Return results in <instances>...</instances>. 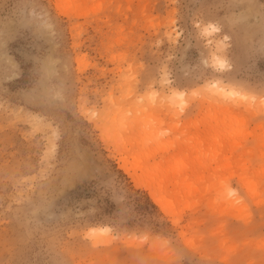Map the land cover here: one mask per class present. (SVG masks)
<instances>
[{"label":"rangeland","instance_id":"374dc122","mask_svg":"<svg viewBox=\"0 0 264 264\" xmlns=\"http://www.w3.org/2000/svg\"><path fill=\"white\" fill-rule=\"evenodd\" d=\"M0 264H264V0H0Z\"/></svg>","mask_w":264,"mask_h":264},{"label":"bare ground","instance_id":"6f19581e","mask_svg":"<svg viewBox=\"0 0 264 264\" xmlns=\"http://www.w3.org/2000/svg\"><path fill=\"white\" fill-rule=\"evenodd\" d=\"M214 56V55H213ZM216 59H219V58H217V55H216V57H215ZM219 63H223V61L221 60ZM219 83H221V82H219L218 80H216V81H213V83H212V85H211V88H216V89H218V90H220V92H222V93H226V91H227V88H225V86L227 85V84H224L223 83V86H221ZM225 85V86H224ZM230 86V85H229ZM234 88V87H233ZM233 88H231L230 89V93H229V95H231V96H236V91L233 89ZM172 89H174V88H172ZM175 95H178L179 97H184V95H185V93L186 92H184V91H180V90H174V92H173ZM238 93H239V91H238ZM173 94V95H174ZM242 94V93H241ZM243 95H245V94H243ZM122 167H125L124 165L122 166ZM134 178V180L135 181H137L138 183H143V184H146V182L145 181H143L142 179H139V178H137L136 176H134L133 177ZM152 199H154V201L156 202V203H158L159 205H161L162 207H164L165 205H167L166 203L164 204L163 203V201H162V199H160L161 197L160 196H158L157 195V193L156 192H153V194H152ZM236 197V196H235ZM167 207V206H166ZM163 209V208H162ZM107 230H108V228L107 227H93V228H91L90 229V233L93 235V237L94 238H97L98 236H97V234L99 233V232H107Z\"/></svg>","mask_w":264,"mask_h":264}]
</instances>
